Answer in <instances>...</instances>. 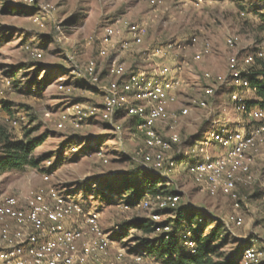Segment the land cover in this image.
Here are the masks:
<instances>
[{
  "label": "rangeland",
  "instance_id": "1",
  "mask_svg": "<svg viewBox=\"0 0 264 264\" xmlns=\"http://www.w3.org/2000/svg\"><path fill=\"white\" fill-rule=\"evenodd\" d=\"M239 5L246 9L242 10ZM4 7H15L20 12L3 14ZM261 7L256 0H202L201 3L199 0H33L32 3L0 0V31L6 37L0 44V127L14 141L46 137L32 155L35 160H42L37 168L0 172V197H26L31 191L56 189L85 210L100 212L102 229L113 238L124 221L148 219L145 211L124 212L119 208L120 203L133 200L132 196L130 192L115 194L118 191L114 193L111 189L123 176L140 168L133 155L142 145V139L133 121L121 112L111 122L98 118L78 129L70 125L64 130L56 128L70 104L101 103L100 96L93 94L85 81L87 63L98 60L103 78L107 77L108 66L115 59L125 64L130 73L148 71L153 76L159 59L155 63L149 53L172 44L167 56L160 61L170 65L183 61L188 64L174 74L185 84L177 93L170 112L179 113L189 100L203 98L207 88L215 91L207 108L192 109L188 116L180 118L182 143L177 149L184 152L195 142L205 141L207 124L216 123V129L226 127L228 131L250 126V120L238 114L231 102L235 89L229 83L230 58L257 55L263 50ZM119 19L127 25L145 21L149 28L144 43L130 51L99 59L103 28ZM194 39H197L196 46ZM228 40H233V47ZM206 42L211 45V54L195 62V51ZM27 45L41 48L43 58L35 60L26 51ZM206 73L221 76L226 82L207 81ZM59 83H64L69 90H59ZM241 93L248 102L257 99L253 92ZM116 127L120 128L121 135L116 133ZM158 130L166 140L170 139L169 127L159 125ZM101 147L106 151L108 164H103L96 156ZM208 149L213 156L221 152L215 144H210ZM177 162L178 167L167 175L169 189L181 195V215L178 211L168 212L161 221L180 217L181 227L186 229L192 215L194 229H203L200 246L209 245L215 260L234 259L244 264L246 248L264 251V162L259 160L253 168L252 185L238 187L240 214L244 218L240 227L229 221L234 212L233 199L211 198L205 187L196 184L180 167V159ZM198 219L203 220L202 226H197ZM158 235L133 230L130 238L114 240L120 247L131 248L138 246L136 239H152ZM115 255L116 249L112 248L108 258L113 259Z\"/></svg>",
  "mask_w": 264,
  "mask_h": 264
},
{
  "label": "built area",
  "instance_id": "2",
  "mask_svg": "<svg viewBox=\"0 0 264 264\" xmlns=\"http://www.w3.org/2000/svg\"><path fill=\"white\" fill-rule=\"evenodd\" d=\"M26 2L32 3L33 0ZM148 28L145 21L127 25L120 19L106 25L99 40L98 58L106 59L113 53L140 47ZM124 36L125 39L117 44L116 41ZM227 42L233 47V40ZM193 44L196 46L197 39ZM172 46L168 44L154 49L149 58L155 63L157 59L162 60ZM25 49L35 60L44 56V51L37 46L27 45ZM211 52V45L206 42L195 51L193 60L200 62ZM256 58L264 59V48L257 55H234L230 58L232 70L229 83L235 89L231 102L238 114L250 120V126L234 131H228L226 127L212 128L205 141L195 142L184 152L179 148V153L193 159L188 173L196 184L205 187L211 198L224 196L233 199L234 212L229 221L237 227L244 224L238 187L252 185L253 168L259 160L264 162V110L248 107V101L241 93H254L247 68L255 63ZM159 61L153 69V76H150L148 71L130 73L125 64L115 59L108 66L107 77L103 78L98 60H90L84 69V78L92 93L100 96L101 103L90 105L80 101L70 104L63 111L56 128L64 130L70 125L78 129L98 118L111 122L118 112H123L126 119L135 120L134 129L142 139V145L133 155L134 161L168 178L167 174L177 166L171 153L182 143L180 118L188 116L192 109L207 108L215 91L212 87L207 88L203 98L191 99L179 113H171L168 107L176 102L177 93L185 84L174 74L181 72L188 63L183 61L170 65ZM204 77L219 84L226 82L223 77H214L211 73H206ZM58 89L65 91L68 87L59 83ZM14 125L17 123L14 122ZM159 125L169 127V140L160 133ZM115 130L121 135L119 127ZM210 144L221 148L218 156L210 153ZM96 156L103 164L109 163L102 147L97 149ZM48 179L46 176L45 180ZM166 185L171 186L170 182ZM180 205V193L170 191L148 194L134 207L125 202L118 207L124 212L145 211L149 220L161 224L164 214L158 212L174 213ZM171 231V225H165L156 228L154 234ZM184 239V246L194 254L197 244L191 239L190 231ZM116 245L114 238L102 229L100 212L85 210L56 189L31 191L26 197H0V264H166L139 244L131 248ZM112 248L116 249V255L109 259ZM243 258L244 264H264V251L248 247Z\"/></svg>",
  "mask_w": 264,
  "mask_h": 264
},
{
  "label": "trees",
  "instance_id": "3",
  "mask_svg": "<svg viewBox=\"0 0 264 264\" xmlns=\"http://www.w3.org/2000/svg\"><path fill=\"white\" fill-rule=\"evenodd\" d=\"M256 1L262 4V9H260V11H263L261 16L264 25V0ZM239 7L242 10L246 9L242 5H239ZM1 11L3 14H15L20 12L19 9L15 7H4ZM255 11L257 13L260 12L259 9ZM261 29L264 30V27H261ZM5 39L4 33L0 31V44L3 43ZM247 72L251 87L257 97L254 101L248 102V107L264 110V59L256 58L255 63L247 68ZM120 113L121 112H118L116 115H120ZM130 120L135 122L134 119ZM210 126V124H207L204 130L207 132ZM204 130L202 133H205ZM27 135H31L30 132ZM45 141V136L32 138L27 142L14 141L8 135L7 131L3 127H0V172H25L29 168H37L42 160L37 161L32 155ZM168 180L167 177L162 175H158L143 168H137L132 173L123 176L117 184L111 186L113 187L111 189L114 193L118 191L115 194L119 195L130 192L133 200H128L126 203L134 207L148 194L155 195L158 193L170 192L171 190L166 185L169 182ZM177 211L179 215H181V210L178 209ZM165 213L167 212H158L160 215ZM179 218L174 220L170 219L161 224H156L149 219L140 218L124 221L114 239H128L131 237V232L133 230H141L146 235H152L155 233L156 228L171 225L172 231L169 233H161L152 239H136L139 246L150 250L154 256L163 260L166 264H239L234 259L215 260L212 257V252L209 251V245L200 246V236L203 235V229L202 227L194 229L195 223L193 222V216L191 215L188 218L187 221L189 224L186 229L181 227ZM202 222V219H198L196 221L197 226H200V224L202 226ZM188 231L191 232V239L197 244V249L194 254L184 246V236Z\"/></svg>",
  "mask_w": 264,
  "mask_h": 264
},
{
  "label": "crops",
  "instance_id": "4",
  "mask_svg": "<svg viewBox=\"0 0 264 264\" xmlns=\"http://www.w3.org/2000/svg\"><path fill=\"white\" fill-rule=\"evenodd\" d=\"M172 105H173V104H171V105L168 107L169 111L172 110ZM215 124H216V123H215ZM215 124L212 125V126H210L209 130H211L212 128H215ZM209 130L206 132V134L209 132ZM219 153H220V152H219ZM175 154H177V155H175ZM171 156L175 158L176 162L179 161V159H180V162H179L180 167L183 168V169H185V170L188 172V166H189L190 163L193 162V159H192L191 157H182V156H185V155L182 154V153H179V149H177V147L174 149V152L171 153ZM182 158H185L186 160H185V161H181ZM136 164L139 165L140 168H143L140 164H138V163H136ZM177 167H178V162H177V166H176V168H177ZM176 168H175V169H176ZM143 169H145V168H143ZM175 169H174V170H175ZM146 170H147V169H146ZM148 171H149V170H148ZM188 174H189V173H188ZM158 175H160V174H158ZM189 176H190V175H189ZM164 177H165V176H164ZM190 177H191V176H190Z\"/></svg>",
  "mask_w": 264,
  "mask_h": 264
}]
</instances>
